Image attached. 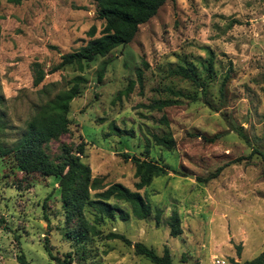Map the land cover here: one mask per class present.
I'll use <instances>...</instances> for the list:
<instances>
[{
  "label": "rangeland",
  "instance_id": "obj_1",
  "mask_svg": "<svg viewBox=\"0 0 264 264\" xmlns=\"http://www.w3.org/2000/svg\"><path fill=\"white\" fill-rule=\"evenodd\" d=\"M96 9L94 0H0V142L10 147L36 107L82 75L88 81L70 103L69 131L44 145L48 156L60 162L63 145L84 141L81 160L92 176L131 190L135 166L122 153L176 172L155 177L140 191L152 206L146 219L111 199L129 217H104L98 234L72 239L78 220L66 218L59 177L25 173L12 154L0 156V264H20V253L31 264H57L50 253L60 261L70 254L68 264H153L123 241L105 238L110 231L159 255L167 247L173 264L241 263L264 252V173L257 153L264 154V0H167L130 43L96 57L81 72L67 65L50 73L60 54L90 39L91 27L100 35ZM35 62L45 70L38 86ZM180 67L193 70L196 81L172 73ZM165 98L179 104L145 107ZM162 115L168 126L159 121ZM111 122L125 133L105 135ZM168 131L176 141L172 150L152 140V134ZM216 133L221 137L207 139ZM221 166L215 178L202 181ZM172 211L180 218L178 236H171L167 223ZM85 215L93 221L90 208Z\"/></svg>",
  "mask_w": 264,
  "mask_h": 264
},
{
  "label": "trees",
  "instance_id": "obj_2",
  "mask_svg": "<svg viewBox=\"0 0 264 264\" xmlns=\"http://www.w3.org/2000/svg\"><path fill=\"white\" fill-rule=\"evenodd\" d=\"M13 4H20L24 0H7ZM96 2L97 18L103 21V27L99 36H95V27H91L87 32L90 39L77 49L60 54V61L53 65L49 72H55L64 66L74 65L81 72L84 65L96 57H106L113 49L118 46L130 43L138 32L139 26L147 22L158 11V9L167 0H94ZM175 1V0H170ZM55 48V46H53ZM208 61V67H211L212 52ZM104 71L102 67L99 78ZM33 85L38 86L45 77V70L38 62L33 63ZM174 74L181 75L192 81H196V74L188 68H177L173 70ZM229 72H227L221 82V88L225 85ZM138 79L142 80V72L137 70ZM87 79L82 75H76L71 78L72 83L67 89L59 91L53 98L38 105L34 115L26 123L25 131L10 146L6 147L0 142V156L12 154L17 167L25 173H39L45 176L59 177V187L61 190V199L66 212V218L72 222L77 218V230L69 232L72 239L85 238L90 233L98 234L99 230L96 224L100 223L104 217L114 219L116 216L121 220H126L129 213L120 208L116 203L110 200L127 203L130 207V214L137 219H146L152 214V206L147 197L141 194V190L148 187L155 177L167 175L170 170L166 166L160 165L154 161L141 159L138 156L122 153L125 160H130L135 166L134 176L137 179L134 183L135 190H131L125 185L114 182L104 183V177L92 176L90 167L83 163L81 155L84 153L85 142L82 141L76 146H62V161L54 162L46 153L44 145L52 139L67 133L70 127L68 112L71 101L80 94L81 86L87 83ZM131 87L118 92L116 99H120L122 93H127ZM179 104V100L173 98L155 99L145 107L149 110H161ZM159 121L168 126L169 120L162 115ZM122 134L125 130L118 128L113 122L109 124V132L105 135ZM222 133H216L207 138L209 141L221 137ZM146 151L148 152L149 139L146 138ZM152 140L155 145L172 150L176 141L170 131L161 135L152 134ZM262 156V166L264 173V154L257 152ZM237 158L234 161H239ZM222 166L218 167L213 173H210L202 181L206 182L215 178ZM91 209L93 212V221L86 218L85 210ZM161 211L156 209L155 220L159 222ZM168 226L171 236H178L181 233L180 218L176 211H172L168 218ZM107 239H119L126 245L133 247L135 253L147 258L153 264H173L170 251L164 248L163 254L159 255L155 250L141 241H131L124 234L110 231L105 234ZM45 247L49 249L48 242ZM240 253V246L237 247V254ZM52 259L57 264L71 263L70 254H66L67 260L60 261L55 256ZM20 264H31L23 253L16 256ZM198 264V263H194ZM231 264H264V252L251 260L237 262L232 258Z\"/></svg>",
  "mask_w": 264,
  "mask_h": 264
},
{
  "label": "built area",
  "instance_id": "obj_3",
  "mask_svg": "<svg viewBox=\"0 0 264 264\" xmlns=\"http://www.w3.org/2000/svg\"><path fill=\"white\" fill-rule=\"evenodd\" d=\"M215 263L216 264H227V262L225 260H222V259H215Z\"/></svg>",
  "mask_w": 264,
  "mask_h": 264
}]
</instances>
